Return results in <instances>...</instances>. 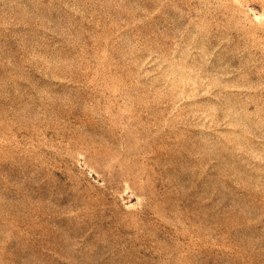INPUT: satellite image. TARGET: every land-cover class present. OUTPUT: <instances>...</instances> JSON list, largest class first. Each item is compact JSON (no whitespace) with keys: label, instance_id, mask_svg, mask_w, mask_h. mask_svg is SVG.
<instances>
[{"label":"rangeland","instance_id":"obj_1","mask_svg":"<svg viewBox=\"0 0 264 264\" xmlns=\"http://www.w3.org/2000/svg\"><path fill=\"white\" fill-rule=\"evenodd\" d=\"M0 264H264V0H0Z\"/></svg>","mask_w":264,"mask_h":264}]
</instances>
